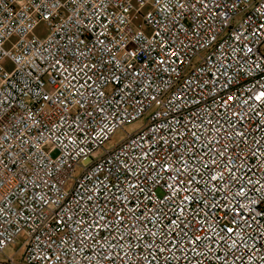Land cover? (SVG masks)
I'll return each mask as SVG.
<instances>
[{
	"label": "built area",
	"instance_id": "obj_1",
	"mask_svg": "<svg viewBox=\"0 0 264 264\" xmlns=\"http://www.w3.org/2000/svg\"><path fill=\"white\" fill-rule=\"evenodd\" d=\"M0 264H264V0H0Z\"/></svg>",
	"mask_w": 264,
	"mask_h": 264
},
{
	"label": "rangeland",
	"instance_id": "obj_2",
	"mask_svg": "<svg viewBox=\"0 0 264 264\" xmlns=\"http://www.w3.org/2000/svg\"><path fill=\"white\" fill-rule=\"evenodd\" d=\"M143 124H144V118L137 119V120H134L130 123L124 124L122 128H119L118 130H116L109 137V139L104 142L103 147L104 148L113 147L114 145H116L118 142H120L125 137L126 133H129V132H132V131L138 129ZM78 172H79V169L76 171L75 175H77ZM19 239H23V238L20 237Z\"/></svg>",
	"mask_w": 264,
	"mask_h": 264
}]
</instances>
